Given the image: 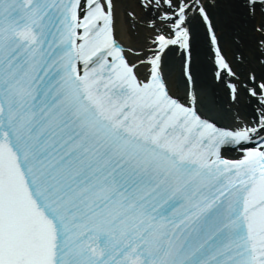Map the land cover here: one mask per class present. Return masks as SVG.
Returning <instances> with one entry per match:
<instances>
[{"label": "snow or ice", "instance_id": "1", "mask_svg": "<svg viewBox=\"0 0 264 264\" xmlns=\"http://www.w3.org/2000/svg\"><path fill=\"white\" fill-rule=\"evenodd\" d=\"M0 264H264V0H0Z\"/></svg>", "mask_w": 264, "mask_h": 264}]
</instances>
